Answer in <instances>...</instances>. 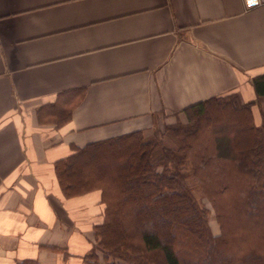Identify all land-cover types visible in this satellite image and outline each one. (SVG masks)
<instances>
[{
  "label": "crops",
  "instance_id": "0c3cea01",
  "mask_svg": "<svg viewBox=\"0 0 264 264\" xmlns=\"http://www.w3.org/2000/svg\"><path fill=\"white\" fill-rule=\"evenodd\" d=\"M261 73L264 3L0 0V264H88L102 206L99 191L62 195L54 163L71 144L151 137L224 93L254 100L261 119ZM78 92L66 125L40 122Z\"/></svg>",
  "mask_w": 264,
  "mask_h": 264
},
{
  "label": "trees",
  "instance_id": "16d2710c",
  "mask_svg": "<svg viewBox=\"0 0 264 264\" xmlns=\"http://www.w3.org/2000/svg\"><path fill=\"white\" fill-rule=\"evenodd\" d=\"M252 86L264 97V73ZM83 95L44 106L40 122L63 127ZM254 105L237 92L213 95L151 137L136 130L71 144L54 163L61 193L99 191L102 206L88 264H264V113L259 119ZM196 192L211 204L218 234Z\"/></svg>",
  "mask_w": 264,
  "mask_h": 264
},
{
  "label": "rangeland",
  "instance_id": "374dc122",
  "mask_svg": "<svg viewBox=\"0 0 264 264\" xmlns=\"http://www.w3.org/2000/svg\"><path fill=\"white\" fill-rule=\"evenodd\" d=\"M179 118H180V120L185 121L186 120V115L183 113V117H179ZM163 128H164V126L162 127V129ZM165 141L168 144L173 145V146H176L178 144V141L175 140L171 136L166 137ZM196 196L200 199L201 204L204 207H206V208H208L210 210V212H209V223H210V226H211L212 231L214 233H218L219 232V226H218L217 221L215 219L214 211L212 209L211 204L209 203V201L203 195L201 196L199 192H196ZM142 207H144V205ZM161 219L163 220V218H161ZM89 234L90 235H88V236L91 238L92 242L95 244L96 243V235H95V232L93 231V229L91 230V233H89ZM99 256L101 258L102 255L99 254ZM259 264H262V263L259 262Z\"/></svg>",
  "mask_w": 264,
  "mask_h": 264
},
{
  "label": "built area",
  "instance_id": "2783aa9c",
  "mask_svg": "<svg viewBox=\"0 0 264 264\" xmlns=\"http://www.w3.org/2000/svg\"><path fill=\"white\" fill-rule=\"evenodd\" d=\"M245 4H246V7L250 8V7H253V6H256V5H260L262 3H264V0H254L253 3H249V0H244Z\"/></svg>",
  "mask_w": 264,
  "mask_h": 264
},
{
  "label": "snow or ice",
  "instance_id": "6c2138e0",
  "mask_svg": "<svg viewBox=\"0 0 264 264\" xmlns=\"http://www.w3.org/2000/svg\"><path fill=\"white\" fill-rule=\"evenodd\" d=\"M254 2V0H249V3H253Z\"/></svg>",
  "mask_w": 264,
  "mask_h": 264
}]
</instances>
